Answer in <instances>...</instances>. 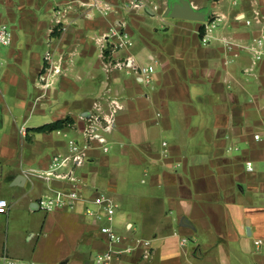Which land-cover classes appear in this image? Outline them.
I'll return each mask as SVG.
<instances>
[{
	"label": "crops",
	"instance_id": "1",
	"mask_svg": "<svg viewBox=\"0 0 264 264\" xmlns=\"http://www.w3.org/2000/svg\"><path fill=\"white\" fill-rule=\"evenodd\" d=\"M171 1L78 0L61 15L67 0H0L13 29L0 71V198L9 202L0 264L22 257L21 233L36 264H86L105 251L106 220L84 212L99 193L118 205L116 231L150 241L148 257L138 246L111 264H264V143L254 138L264 133V56L249 49L264 36V0H189L208 11L204 21L164 16ZM113 28L133 44L114 49ZM105 54L152 65L149 80L108 70ZM113 99L122 108L104 132L109 149L93 142L77 168L84 200L44 210L40 198L69 183L26 171L48 168L70 138L83 142L95 104L105 114ZM65 117L72 123L34 130Z\"/></svg>",
	"mask_w": 264,
	"mask_h": 264
},
{
	"label": "built area",
	"instance_id": "2",
	"mask_svg": "<svg viewBox=\"0 0 264 264\" xmlns=\"http://www.w3.org/2000/svg\"><path fill=\"white\" fill-rule=\"evenodd\" d=\"M78 0H67L66 7L58 8V14L64 15L70 10L74 3ZM104 7L109 9L110 6L104 3ZM1 17V7H0ZM256 17L260 19V12L256 11ZM213 21V20H211ZM210 21V22H211ZM248 22L250 20H247ZM214 22V21H213ZM212 23V22H211ZM207 24L202 34L203 41L208 40V31L210 30V24ZM63 27L58 28L61 31ZM108 36L117 37V41L114 44V49H120L125 46H131L133 41L130 35L125 31H119L115 28L111 29ZM13 41V29L8 23L0 20V71L4 68L6 61L3 56V48L9 46ZM249 49L253 52L256 60L261 59L264 56V36L253 39V42L249 45ZM109 55L105 54L107 61L105 67L110 70L113 68H131L140 80L148 81L150 74L153 71V66H137L132 63L130 57L125 59L111 60L108 59ZM44 68L41 74L42 79L46 83V75L52 70V51L48 50L44 55ZM55 71H59V68H54ZM2 87L0 86V93H2ZM95 112L91 113L86 118V123L82 128L84 141L80 142L75 138H70L67 142L68 151L65 153H55L51 157L50 166L46 169H28L27 174H32L47 180L58 179L64 180L69 183V188L64 190H57L54 195H47L40 198V206L46 211L73 206L75 203L84 200V196L81 189L82 178L77 174V168L87 161L89 156V148L93 142H99L102 148L107 151L109 146L106 144V138L104 132L110 131L116 121V113L122 108L117 100L113 99L110 109L107 113L103 114L99 104H95ZM21 132L25 133L24 127L21 128ZM256 140H260L264 143V133L256 132L254 134ZM247 169L252 170L253 165L251 161L247 162ZM88 204L85 207V215L95 220L105 219L106 223L100 225V231L107 236L109 242L108 248L105 251H101L95 255V257L88 261L86 264H111L114 260H121L125 255L131 254L134 250L141 246L144 248L143 256H149L150 241L141 237H134L131 239L128 234H122L116 231L113 226V221L118 208L117 203L113 201L109 196L104 193H99L87 199ZM9 208V202L5 198H0V214L6 213ZM260 239L256 240L259 244ZM5 264H36L34 262L26 260H17L8 256H5Z\"/></svg>",
	"mask_w": 264,
	"mask_h": 264
},
{
	"label": "water",
	"instance_id": "3",
	"mask_svg": "<svg viewBox=\"0 0 264 264\" xmlns=\"http://www.w3.org/2000/svg\"><path fill=\"white\" fill-rule=\"evenodd\" d=\"M208 11L196 9L189 0H175L169 3L164 16L193 20H206Z\"/></svg>",
	"mask_w": 264,
	"mask_h": 264
},
{
	"label": "trees",
	"instance_id": "4",
	"mask_svg": "<svg viewBox=\"0 0 264 264\" xmlns=\"http://www.w3.org/2000/svg\"><path fill=\"white\" fill-rule=\"evenodd\" d=\"M214 17L213 15H211L210 17V20H212ZM201 34L204 33V25L201 27ZM72 123V119L71 117H65L63 119H58L56 121H53L51 123H46V124H43L37 128H35L34 130H37V131H46V130H53V129H57V128H61L67 124H70Z\"/></svg>",
	"mask_w": 264,
	"mask_h": 264
},
{
	"label": "rangeland",
	"instance_id": "5",
	"mask_svg": "<svg viewBox=\"0 0 264 264\" xmlns=\"http://www.w3.org/2000/svg\"><path fill=\"white\" fill-rule=\"evenodd\" d=\"M6 228V223H4V229ZM11 229H13L12 227H11ZM28 237H26V239H27ZM26 239L24 240V234H22L21 233V236H20V239H19V243L21 244V245H23L24 246V251H23V253L21 254L22 255V257H19L18 259L19 260H29V258L27 257V255H28V251H29V249H27V248H25V246H27V244H26ZM17 259V260H18Z\"/></svg>",
	"mask_w": 264,
	"mask_h": 264
}]
</instances>
